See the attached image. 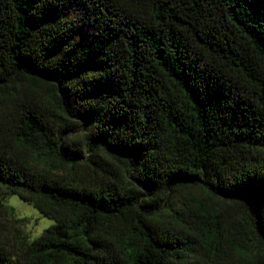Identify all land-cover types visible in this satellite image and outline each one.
Masks as SVG:
<instances>
[{
	"label": "trees",
	"instance_id": "trees-1",
	"mask_svg": "<svg viewBox=\"0 0 264 264\" xmlns=\"http://www.w3.org/2000/svg\"><path fill=\"white\" fill-rule=\"evenodd\" d=\"M0 189V264H264V0H0Z\"/></svg>",
	"mask_w": 264,
	"mask_h": 264
},
{
	"label": "rangeland",
	"instance_id": "rangeland-1",
	"mask_svg": "<svg viewBox=\"0 0 264 264\" xmlns=\"http://www.w3.org/2000/svg\"><path fill=\"white\" fill-rule=\"evenodd\" d=\"M72 13L74 14V12ZM5 204L8 208H14V211L8 210L6 214L8 218L6 224L9 227L8 234L11 236L15 232V229L18 228L20 231L34 238L53 223V221L43 217L33 206L26 204L16 195L7 196Z\"/></svg>",
	"mask_w": 264,
	"mask_h": 264
}]
</instances>
